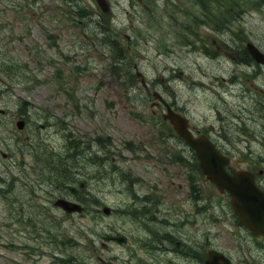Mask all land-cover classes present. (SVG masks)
Returning <instances> with one entry per match:
<instances>
[{
  "label": "rangeland",
  "instance_id": "374dc122",
  "mask_svg": "<svg viewBox=\"0 0 264 264\" xmlns=\"http://www.w3.org/2000/svg\"><path fill=\"white\" fill-rule=\"evenodd\" d=\"M86 2L93 6L92 0ZM201 2L133 0V3H124L120 7L126 11L122 9L121 19L112 20L110 16L105 20L110 33L108 46L101 42L102 36L93 33L97 28L93 25L99 21L88 27L86 21H78L83 17L66 19L63 12L62 21L53 30L55 36L50 37L49 28L44 26L50 23L44 20L38 23L43 19L38 12L39 4L29 6L26 0H0V108L10 110L9 114L0 115V148L8 152L9 145L17 146L11 150L13 158L0 162L5 179L0 180V264H74V258L80 264H102L98 256L110 264H141L138 256L131 259L126 250H106L102 244L108 242L103 235L111 229L126 233L140 231L134 219L133 205L137 204L129 196L127 183V191L119 192V184L110 175L88 178L97 197L117 210L106 216L102 211L104 204L96 201L89 213L68 216L53 203V196L59 190L41 180L48 177L32 174L42 169L33 166V158H27L23 167L14 162L15 151H21L28 142L26 133L17 130L13 121L23 100L30 102L32 119L43 112L44 116L51 115L54 124L48 136L44 130L38 131L42 138L37 137L39 145L34 146L38 145L37 157L42 163L52 153L53 146L67 143L69 135L84 140L95 135L108 136V144H172L174 140L165 142L166 137L158 136L159 126L167 125L161 117L164 106L153 115L151 104L155 99L151 94L157 89L184 110L188 108L193 121L215 124V138L220 134L215 123L218 119L215 108H218L224 115L223 126L231 140L223 138L222 141L228 143L232 153V167L252 169L253 166L259 177H264V146L260 144L264 139V66L247 63L243 54L250 40L264 51V0ZM188 9L187 17L185 10ZM31 16L35 17L33 22ZM186 20L188 31L201 34L210 44L219 41L221 48L215 47V52L212 46L207 52L187 46L182 25ZM118 46L124 51L120 53ZM33 47H40L41 52ZM119 56H125L126 72L123 62L120 67L114 64ZM135 64L138 69L134 68ZM136 70L151 84L148 93L141 87L140 78H136ZM132 73L134 84L128 80ZM33 122L26 126V131L33 126L36 130L37 123L33 125ZM247 145L254 159L259 158V164L241 151H246ZM126 154L130 165L141 171L139 160L132 158L136 152L126 151ZM140 159L149 160L143 155ZM23 168L28 172L25 175ZM89 168L86 160L79 157L72 169L78 170L86 181L82 172H90ZM259 169L263 170L262 174ZM201 183L207 193L214 194L213 202L218 203L217 188L205 177ZM45 186H49L53 196L49 193L45 197L44 190L40 189ZM126 206L128 211L123 212ZM210 212L220 214L221 209L216 206ZM196 227H186L191 231L190 236H195L192 231ZM235 228L238 224L229 209L223 207L219 223L207 219L196 238L216 237L215 243L231 253L253 254V264H264V238H249ZM60 254H64V261ZM151 260L155 264L162 262L159 257Z\"/></svg>",
  "mask_w": 264,
  "mask_h": 264
},
{
  "label": "flooded vegetation",
  "instance_id": "af4514ba",
  "mask_svg": "<svg viewBox=\"0 0 264 264\" xmlns=\"http://www.w3.org/2000/svg\"><path fill=\"white\" fill-rule=\"evenodd\" d=\"M45 1L53 3L58 1L56 6L51 7L44 6L42 2L43 11L47 13L48 16L56 17V10L60 9L61 11L62 0ZM78 2L80 1H77V3ZM82 3L85 2L83 1ZM86 10H88V12L84 15V18L87 20L91 19V21H94L97 17L101 19L104 18V15L100 11V13H96L92 11L90 7ZM31 19H34V16H32ZM90 25L91 24H89V26ZM94 26L95 25H93V27ZM52 35L53 33L51 32L50 36ZM170 104L174 109L181 110L180 108H182L175 102L171 101ZM154 105L156 107L160 106V104L156 103ZM185 110L184 112L186 113ZM3 113H6V109ZM47 113H49V110H47ZM154 113L156 112L154 111ZM16 117L17 120L20 118L24 119L26 123H30L31 120H33L30 117L29 110L21 112L20 108L18 109ZM48 117L49 115L44 116L43 112L41 116L35 117L33 125L37 123L36 130L34 131L33 126L29 131L34 132H27L25 139L28 138V142L25 144L26 147L21 149V153L20 151H16L19 155L17 156L18 158L22 159L23 157V161H26L27 158L30 159L32 154L31 151L37 150L38 146H34V142L31 140L37 137L42 138L41 133L38 131L44 130L46 133L45 136H48V130L46 128L50 125L48 123ZM199 123H201L200 120L196 123L192 120L190 123L191 128L198 133H207L208 130L209 132L211 131V126H208L206 129L201 127ZM215 132L216 131L211 132L212 138L219 144H222L220 136L214 137L213 134H215ZM171 140L180 144H93L92 141L88 140L86 144H83V146L87 148V151L83 152V154L90 167V172H88V174L90 178L102 177L104 175L112 176L116 183L119 184L117 187V191L119 192L127 191L126 182L130 179L134 182L137 180L142 189H144L137 192L140 198L138 197L139 200L135 201L137 205H134L138 210L137 219L139 220L141 228L144 230V235L139 227V236L135 238V242L124 244L125 249L128 247L131 255L140 256L141 254L144 258H150L151 255L157 251H166L181 259V261L183 260L184 264H206L208 249L214 247L224 251L223 248L215 243H210V247L208 248L206 244L207 241H203L196 237L191 239L188 238V241H185L184 239L188 236L183 237L182 232L184 227L188 225L191 220L198 223L201 215L205 217L207 212L206 209L212 206L210 200L212 195L208 196L207 192L203 189L201 182L204 175L200 172L196 160L191 158L193 154L191 148L187 144H184L175 133H172ZM67 146H69V144L56 147V154H58L59 149L60 153H62ZM74 147L76 150L79 148L77 144H74ZM156 147L161 151L162 157L159 156V150L156 151V149H154ZM8 148L15 150L17 146L12 148V146L9 145ZM80 149H82L81 146ZM11 150H9V152L12 154ZM127 150H130L129 152H136V154L143 155L144 157L146 156V158L149 159L142 160L135 155L132 157L133 159L136 157L141 163V171L137 170L138 167L136 168V166L133 167L130 165L131 161L126 154ZM9 152L0 148V162L8 159L10 155ZM170 153L176 154L175 157H177L178 160L175 161L173 157L167 158L165 154ZM35 154H37V151ZM180 155H183V157ZM34 159L40 162L39 157H35ZM164 159H166V162H164ZM54 160V157H47L44 163L49 164ZM57 160L61 161L62 159L61 157H57ZM99 163L103 164V169L99 168ZM111 164L112 166L110 167ZM177 166L179 170H177ZM41 171L46 173L45 169H41ZM48 171H50V174L54 175V177H59L60 175L58 174L59 172L61 173V169L56 165L48 167ZM55 188L61 189L59 185ZM88 191L92 197V189H88ZM66 192L67 191L64 190L60 192V194L67 195ZM210 194L213 193H209V195ZM78 195L79 193L74 197L75 200H78ZM87 196L89 197L88 193ZM226 253L230 255L228 252Z\"/></svg>",
  "mask_w": 264,
  "mask_h": 264
},
{
  "label": "water",
  "instance_id": "95a60500",
  "mask_svg": "<svg viewBox=\"0 0 264 264\" xmlns=\"http://www.w3.org/2000/svg\"><path fill=\"white\" fill-rule=\"evenodd\" d=\"M99 2L104 8L103 0ZM248 50L257 61L264 63V53L254 44L248 43ZM155 95L161 97L158 92H155ZM164 117L170 119L178 134L195 148L201 167L208 178L221 191L228 190L232 194L231 204L241 221L255 235L264 234V192L256 185L254 175L248 170H239L230 174L225 167L229 163L228 156L222 154L206 135L194 136L188 129L186 117L170 107ZM18 126L23 127V121H19ZM57 204L68 211L82 209L80 205L64 199H59ZM106 211L109 212V209L107 208ZM117 239L124 241L125 238L119 236ZM207 262L208 264H231L229 259L221 253L210 254Z\"/></svg>",
  "mask_w": 264,
  "mask_h": 264
},
{
  "label": "trees",
  "instance_id": "16d2710c",
  "mask_svg": "<svg viewBox=\"0 0 264 264\" xmlns=\"http://www.w3.org/2000/svg\"><path fill=\"white\" fill-rule=\"evenodd\" d=\"M231 9H232V8H231ZM231 11H232V10H231ZM232 12H234V11H232ZM232 12H231V14H232ZM242 13H243V12H242ZM240 16H242V14H240ZM248 57H249V58H248L247 60L250 61L251 58H250V56H248ZM246 133H248V132H246ZM260 144H261V147L264 146V139H262V141H261ZM60 164L62 165L63 163L61 162ZM58 175L61 176V173L59 172Z\"/></svg>",
  "mask_w": 264,
  "mask_h": 264
}]
</instances>
